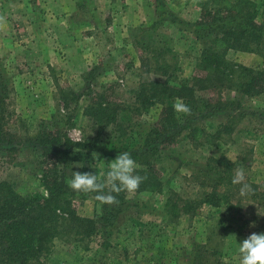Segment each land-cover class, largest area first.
Listing matches in <instances>:
<instances>
[{"label": "trees", "instance_id": "1", "mask_svg": "<svg viewBox=\"0 0 264 264\" xmlns=\"http://www.w3.org/2000/svg\"><path fill=\"white\" fill-rule=\"evenodd\" d=\"M196 4L200 12L190 20L166 8L164 0H154L155 14L139 24L131 38L142 50V69L165 76L179 69V60L169 44L171 37L161 27L178 25L200 43L194 67L201 73L172 83L158 77L142 80L128 103L110 101L105 91L95 89L98 77L106 71L101 64H94L82 74L78 89L60 90L63 113L51 112L48 121L41 120L33 132L18 134L9 126L11 79L0 65V153L11 161L29 149L35 172H39L38 185L46 192L35 189L23 193L10 180L0 179V264H45L57 237L85 240L100 228L109 231L124 208L149 206L138 195L143 191L165 193L164 205L185 212L202 205L223 215L242 211L243 196L237 193L241 185L232 183L234 161L222 152L204 162L192 161L182 157L175 144L185 137L194 145L203 144L209 136L220 137L222 127L232 130L234 120L246 114L248 99L264 98V0H196ZM231 49L257 53L261 60L256 65L235 61L227 55ZM204 88L231 93L214 99L199 93ZM177 101L186 104L191 114L177 113L173 108ZM249 112L258 115L264 136V108ZM79 115L87 118L90 131L84 129L77 143L68 131L77 124ZM208 118L221 119L217 123L220 128L199 139L203 129L198 125ZM97 149L99 160L94 156ZM120 152L130 153L138 165L136 174L146 177L135 194L112 193L118 203L101 204L96 193L68 187L71 171L106 174L108 162ZM164 166L172 172L188 167L199 187L196 195L182 197L168 189L162 176ZM249 185L251 191L245 197L264 205V184ZM88 197L99 210L91 216L80 215L72 201ZM214 252L221 254L193 242L184 249L182 258L184 264H214L210 262Z\"/></svg>", "mask_w": 264, "mask_h": 264}, {"label": "rangeland", "instance_id": "2", "mask_svg": "<svg viewBox=\"0 0 264 264\" xmlns=\"http://www.w3.org/2000/svg\"><path fill=\"white\" fill-rule=\"evenodd\" d=\"M164 1L166 8L186 19L193 20L200 12L196 0ZM154 14V0H0V65L11 79L7 97L10 128L18 134L31 133L41 120L48 121L51 112L63 113L60 90L78 89L82 74L94 64L106 71L98 77L95 89L120 103L131 102L139 83L147 78L172 83L201 73L194 67L200 43L178 25H164L161 31L171 37L169 44L178 53L179 69L165 76L142 69V50L133 44L131 34ZM227 55L245 64L256 65L261 60L248 51L231 49ZM199 93L215 99L231 91L204 88ZM263 99V95L248 99L246 114L234 120L232 130L222 127L220 137L209 136L199 145L185 137L175 147L182 157L198 162L222 152L234 161V171L244 170L245 183L264 184L262 125L258 115L249 112L264 108ZM220 120H202L199 139L220 128ZM89 127L87 118L79 115L68 134L78 140ZM98 154L97 149V160ZM31 157L29 149L11 161L0 153V179L10 180L23 193L40 189L46 194L38 185L39 172ZM162 170L168 189L182 197L196 195L199 187L188 167L172 172L164 166ZM138 195L149 206L124 208L109 231L100 228L85 240L57 237L45 264H184L182 253L193 242L221 253L214 252L210 259L214 264H239L238 242L253 232H264V205L245 196L240 200V213L223 215L208 205L189 212L171 209L163 203L165 193L143 191ZM72 203L80 215L91 216L99 210L91 197L75 198Z\"/></svg>", "mask_w": 264, "mask_h": 264}, {"label": "clouds", "instance_id": "3", "mask_svg": "<svg viewBox=\"0 0 264 264\" xmlns=\"http://www.w3.org/2000/svg\"><path fill=\"white\" fill-rule=\"evenodd\" d=\"M177 113L191 114V109L181 101L173 104ZM77 143L80 141L77 140ZM138 165L128 152H120L115 159L108 162L106 174L100 176L93 172L71 171L66 181L68 187L77 192L96 193L95 199L101 204L118 203L116 196L122 191L135 192L146 177L136 174ZM243 169H237L232 179L233 184H240L241 196L250 193L251 187L245 183ZM107 189V191H105ZM254 226V222H253ZM239 264H264V232L249 234L238 242Z\"/></svg>", "mask_w": 264, "mask_h": 264}, {"label": "built area", "instance_id": "4", "mask_svg": "<svg viewBox=\"0 0 264 264\" xmlns=\"http://www.w3.org/2000/svg\"><path fill=\"white\" fill-rule=\"evenodd\" d=\"M76 133H79V130H75V129H73ZM76 138H79V137H76ZM80 139V138H79Z\"/></svg>", "mask_w": 264, "mask_h": 264}]
</instances>
